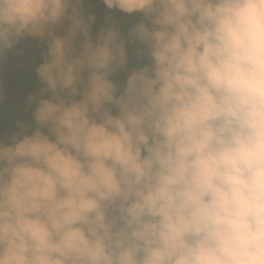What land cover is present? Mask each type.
Returning a JSON list of instances; mask_svg holds the SVG:
<instances>
[{
    "label": "clouds",
    "instance_id": "obj_1",
    "mask_svg": "<svg viewBox=\"0 0 264 264\" xmlns=\"http://www.w3.org/2000/svg\"><path fill=\"white\" fill-rule=\"evenodd\" d=\"M84 2L0 0V59L47 45L0 140V264H264V0H103L141 19L95 39ZM126 40L150 63L120 84Z\"/></svg>",
    "mask_w": 264,
    "mask_h": 264
},
{
    "label": "trees",
    "instance_id": "obj_2",
    "mask_svg": "<svg viewBox=\"0 0 264 264\" xmlns=\"http://www.w3.org/2000/svg\"><path fill=\"white\" fill-rule=\"evenodd\" d=\"M82 8L84 9L85 15L91 12L96 16V21L92 27L91 33L93 39H95V34L101 27H109L112 21H115L117 24L122 25L121 33L126 36L128 29L133 24L138 23L141 19V16L138 14H132L131 16H129L127 14L119 12L118 10H109L103 4V0H85ZM105 16H111V21L106 23L104 19ZM125 46L129 58L127 69L123 72H120L116 77H113V79L120 84L125 81L128 71L133 68H140L146 63H150L149 59L146 56L141 58H138L136 56V49L144 47L139 42H137L136 44H130L126 40ZM46 51L47 45L45 43L40 41L39 38L31 37L21 40L13 49L8 51L9 55L12 57L7 61L9 63V69H13L17 72L14 74H7L6 77V82L9 85V88L8 90H4L6 100L0 104V140H3L5 136L14 133L12 130L13 128H16L18 130V128L16 127L17 121H21L24 123H34L32 112L34 111L35 105H32L30 108H26L27 97L30 94L22 88L21 82H18V80L20 79L19 71H22L24 68L27 69L26 85L28 86V90L36 93L41 87H43V85L40 82L35 69L43 62V55ZM13 57H16L18 60L23 62V64L21 65V63L16 62ZM28 72L31 74L29 75ZM15 89H18L20 93L16 92ZM14 94L24 97V101H16V99L12 96ZM8 114L10 116L5 118Z\"/></svg>",
    "mask_w": 264,
    "mask_h": 264
},
{
    "label": "rangeland",
    "instance_id": "obj_3",
    "mask_svg": "<svg viewBox=\"0 0 264 264\" xmlns=\"http://www.w3.org/2000/svg\"><path fill=\"white\" fill-rule=\"evenodd\" d=\"M12 57L9 55V52L7 51L5 54H4V57L2 59H0V85H3V89L4 90H8L9 88V85L7 84L6 82V77H7V74H11V73H16L17 71H14L13 69H9V63L7 62L9 59H11ZM13 59L18 62V63H21V65L23 64V62H21L20 60H18L16 57ZM26 71L27 69L24 68L22 71H19V76H20V79L18 80V82H21V86L23 89H25L30 95L33 94V92L31 90H28V86L26 85ZM29 73V72H28ZM31 73H29L30 75ZM32 78V77H30ZM16 92H19L18 89H15ZM39 91V90H38ZM37 91V92H38ZM36 92V93H37ZM20 93V92H19ZM22 94V93H21ZM11 95V93H10ZM24 95V94H23ZM16 101L18 102H22L24 101V97L22 96H19L17 94H14L12 95ZM11 103H14V102H11ZM1 104V103H0ZM20 114H21V111H20ZM18 114V115H20ZM10 115H6L5 118L9 117ZM10 122H11V119H10ZM10 122H9V126H10ZM12 128V127H11ZM13 132H16L18 131L16 128H13L12 129Z\"/></svg>",
    "mask_w": 264,
    "mask_h": 264
}]
</instances>
